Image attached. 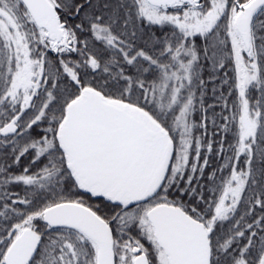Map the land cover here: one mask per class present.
<instances>
[{
    "label": "snow or ice",
    "instance_id": "6c2138e0",
    "mask_svg": "<svg viewBox=\"0 0 264 264\" xmlns=\"http://www.w3.org/2000/svg\"><path fill=\"white\" fill-rule=\"evenodd\" d=\"M0 264H264V0H0Z\"/></svg>",
    "mask_w": 264,
    "mask_h": 264
}]
</instances>
